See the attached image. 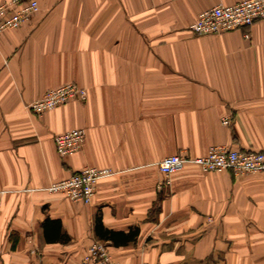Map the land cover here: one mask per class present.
Listing matches in <instances>:
<instances>
[{"label": "crops", "instance_id": "0c3cea01", "mask_svg": "<svg viewBox=\"0 0 264 264\" xmlns=\"http://www.w3.org/2000/svg\"><path fill=\"white\" fill-rule=\"evenodd\" d=\"M238 1L38 0L29 21L0 33V264H80L101 240L97 217L139 228L128 244L101 240L118 264H264V171L189 161L159 188L166 156L264 148V18L190 30L201 11ZM70 82L85 99L29 109ZM72 128L84 144L60 156L55 135ZM86 166L114 170L91 202L46 190ZM46 219L70 238L47 241Z\"/></svg>", "mask_w": 264, "mask_h": 264}, {"label": "built area", "instance_id": "2783aa9c", "mask_svg": "<svg viewBox=\"0 0 264 264\" xmlns=\"http://www.w3.org/2000/svg\"><path fill=\"white\" fill-rule=\"evenodd\" d=\"M38 0H8L0 3V33L21 26L39 11ZM264 18V0H240L233 4L219 3L198 14L190 25V30L197 35L220 34L229 30L250 27L257 20ZM249 38L250 33L245 32ZM86 89L70 82L50 88L31 102L29 109L42 114L71 99L86 98ZM225 117L223 123H229ZM86 132L83 128H72L55 135L56 150L60 156L71 155L80 150L84 144ZM195 162L205 171L220 172L230 169L235 173H254L264 171V148L260 150H240L226 145H212L207 154L189 157L183 153L166 156L158 162L164 174L159 188L170 185L171 175L182 169L186 162ZM114 173L109 167L86 166L70 176L54 181L46 187L49 192H61L73 201H92L97 182ZM118 264L101 241L93 242L84 254L80 264Z\"/></svg>", "mask_w": 264, "mask_h": 264}, {"label": "trees", "instance_id": "16d2710c", "mask_svg": "<svg viewBox=\"0 0 264 264\" xmlns=\"http://www.w3.org/2000/svg\"><path fill=\"white\" fill-rule=\"evenodd\" d=\"M45 239L49 242L67 240L70 237L61 233V222L58 219H46L43 223ZM94 229L101 240L111 241L114 245H123L135 241L139 228L133 227L128 231H116L103 226L100 217L95 219Z\"/></svg>", "mask_w": 264, "mask_h": 264}]
</instances>
